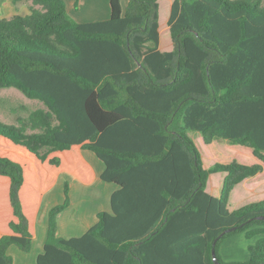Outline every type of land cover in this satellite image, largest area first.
Masks as SVG:
<instances>
[{
    "label": "trees",
    "instance_id": "trees-1",
    "mask_svg": "<svg viewBox=\"0 0 264 264\" xmlns=\"http://www.w3.org/2000/svg\"><path fill=\"white\" fill-rule=\"evenodd\" d=\"M126 1L109 0L110 17L93 22L72 20L64 0H32L28 15L0 18V89L47 108L18 126L0 121V264H14L12 245L32 250L44 216L37 264H216L220 235V264H264V200L228 207L232 189L264 171V7L173 0L174 47L162 51L159 0ZM190 132L227 141L252 163L206 168ZM83 150L119 188L111 211L66 238L58 217L68 190L63 204L42 211V201L62 173L95 181ZM221 172L213 195L209 178ZM239 232L259 238L247 261L225 263L220 246Z\"/></svg>",
    "mask_w": 264,
    "mask_h": 264
},
{
    "label": "rangeland",
    "instance_id": "rangeland-1",
    "mask_svg": "<svg viewBox=\"0 0 264 264\" xmlns=\"http://www.w3.org/2000/svg\"><path fill=\"white\" fill-rule=\"evenodd\" d=\"M21 1L23 0H6V2L9 3V8L11 5L17 7V3ZM159 2L160 18L167 22L172 5L171 0H159ZM106 5H108L110 8V3L108 0H69L71 13L68 14L72 20L79 23H81V19L79 18H82L83 23L88 22V19L91 18H95L96 20L103 19L102 15ZM260 5L264 7V0H260ZM167 27L168 29L161 33L162 39L164 41L168 40V42L171 43L168 24ZM37 109L47 108L41 100L28 97L16 87H6L0 89V121L18 126L20 125L17 121L18 117L27 120L31 112ZM36 131L37 130L33 131L29 128L27 133H33ZM190 135L195 139L201 149L204 166L206 168L212 167L216 162L221 161V159L229 161L235 159L240 163H252L251 156L247 151L235 148V146H231L227 141L213 140L210 144H206L201 133L190 132ZM85 151L87 155L91 154L92 157L93 154L95 155L93 151ZM96 159V161L101 162L98 157ZM225 175L226 173L223 172L212 174L208 181L207 191L213 195H219ZM96 181L97 184H94V182L91 184H84L71 174L62 173L60 175L59 182L52 188L55 189L51 192V194H49L47 199L44 200V205L46 207L48 206V203H50V199L60 200L59 203H55L53 206L63 204L66 200V190H68L67 194L70 199V204L60 213L58 217V231L61 235H64H62V237L67 238L73 237L74 235L81 236L90 228L89 227L87 230L83 231V229L87 227L86 224L88 221H92V217H88V214L91 207L97 205V194L103 191L101 190L102 186L100 184L103 182V180L98 177ZM66 186H68L67 189ZM260 200H264V171L255 176L246 178L237 184L230 193L228 207L230 210H235L249 203ZM101 203L102 204L99 207L101 211H111V195ZM39 225H41V223ZM258 238L259 237L248 239L244 232H239L229 236L222 242L220 246L219 252L222 261L225 263H243L247 261L249 259L248 246L250 244H254ZM13 249H16V251L19 253H29L22 251L17 246H15V248L13 247ZM36 250L37 246L35 244L33 245L30 253H34ZM11 255L16 262L17 255L15 253ZM35 264H37V262Z\"/></svg>",
    "mask_w": 264,
    "mask_h": 264
},
{
    "label": "crops",
    "instance_id": "crops-1",
    "mask_svg": "<svg viewBox=\"0 0 264 264\" xmlns=\"http://www.w3.org/2000/svg\"><path fill=\"white\" fill-rule=\"evenodd\" d=\"M64 1L66 2L68 13H71V9H70V6H69V0H64ZM172 2H173V0H171V4H172ZM122 4L125 6L127 4V1L126 0H122ZM8 5H9V3L6 2V0H0V18H10V17H12L14 15H17V14H19V15H28L30 13V6L33 5V2H32V0H23V1L17 3V7L14 6V5H11L10 8L8 7ZM36 7H38V6H36ZM92 15L95 16L94 14H92ZM110 15H111V7L109 8L108 5H106L105 8H104L103 15H102L103 19H97L96 20L95 18L94 19L91 18V19H88V22L106 20V19H108L110 17ZM79 19H81L80 22L83 23L82 22L83 21L82 18H79ZM76 20L79 21L78 19H76ZM84 21H86V20H84ZM167 24H168V21L166 22L165 20H162L161 18H159V31H160V37H161L160 38V46H159V48L162 51H170L174 47L172 39L170 40L171 43H169L168 40L164 41L162 39V34L161 33L164 30L168 29ZM82 153H83L84 157L88 160V162L93 166V168L95 170L96 178H95L94 184H97L96 180L98 179V177H100L101 173L105 170V164L102 161L101 162L100 161H96L97 160L96 159L97 157L95 156L96 154L95 155L93 154V157H92L91 154H88V155H90V156H88L85 150H83ZM59 179H60V176L58 177V180H57L56 184L59 182ZM100 184L102 186L101 190H103V191L99 192L97 194L98 198H96L97 205H99V206L94 205V207H91V209L89 211V214H88V217H92V221H88V223L86 224L87 227L84 228L83 231L87 230L89 227H91V225H94L97 222V218H96L97 215L96 214H98V212L101 211V209L99 208L100 205L102 204L101 202H103L107 198H109L110 195L112 196L113 192H115L119 188V186L116 185L115 183H110V182L103 181ZM54 189L49 190L44 195L43 201H42V207H41L42 211L44 209H50L51 207H53V205L55 203H59V201H60L59 199H57V200H51L50 199V203H48V206L46 207L44 205V200L47 199L49 194H51V192ZM93 218H94V221H93ZM40 223H41V225H39ZM40 223L37 224L36 237L34 238V241H33V245L36 244V246H37V250L34 253H30V252L28 254L24 253V252L23 253H19L18 251H16V249H13V247L15 248V245H12L9 248V253L10 254H14L15 253L17 255V258H16L17 261L15 262V260H14V264H35L37 262V258L39 256V254L44 251V243H45V240H46V237H47L48 217L44 216L42 222H40ZM58 234L60 236L63 235V234L61 235L59 233V231H58ZM74 236H77V235H74ZM67 238H69V237H67Z\"/></svg>",
    "mask_w": 264,
    "mask_h": 264
},
{
    "label": "water",
    "instance_id": "water-1",
    "mask_svg": "<svg viewBox=\"0 0 264 264\" xmlns=\"http://www.w3.org/2000/svg\"><path fill=\"white\" fill-rule=\"evenodd\" d=\"M221 236H222V235H220L219 237H217L216 240L214 241V246H213V250H212L213 258H214V261H215L216 264H220V262L218 261V257H217V254H216V248H215V245H216L217 240H218Z\"/></svg>",
    "mask_w": 264,
    "mask_h": 264
}]
</instances>
